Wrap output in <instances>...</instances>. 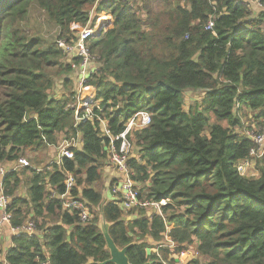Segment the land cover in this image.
Here are the masks:
<instances>
[{
	"label": "trees",
	"instance_id": "1",
	"mask_svg": "<svg viewBox=\"0 0 264 264\" xmlns=\"http://www.w3.org/2000/svg\"><path fill=\"white\" fill-rule=\"evenodd\" d=\"M96 2L0 0V161L15 160L27 149H46L47 142L56 145L60 138L82 137L61 168L39 172L29 166L5 177L13 197L12 226L25 223L29 208L45 225L37 234L13 235L0 264H101L110 258L99 228L102 216L115 243L130 245L132 264H162L149 249L164 239L167 225L178 252L197 248V257L186 264H264V170L259 177L241 173L238 163L249 158L253 143L234 131L240 126L236 104L257 111L264 127L263 20L248 19L243 0H215V5L164 0L168 8H149L146 18L132 3ZM33 5L61 29L60 38L71 33L72 24H89L95 7L113 16L112 28L89 40L98 66L88 78L97 90L95 114L107 120L113 136L137 112L151 114L152 123L133 133L138 156L133 154L129 167L143 198L169 200L163 206L167 220L148 218L144 209L128 218L104 200L99 183L110 139L101 135L98 122L83 121L75 128L71 100L50 95L55 76L71 75L73 69L61 61L64 54L56 44L26 31L23 23L31 20ZM210 17L212 29L207 28ZM189 89L204 91L201 110L183 108ZM67 172L76 177L73 194L92 206L91 224L81 225L77 212L64 210L47 190L49 185L63 193ZM22 174L28 198L16 195ZM163 256L168 259L166 252Z\"/></svg>",
	"mask_w": 264,
	"mask_h": 264
},
{
	"label": "built area",
	"instance_id": "2",
	"mask_svg": "<svg viewBox=\"0 0 264 264\" xmlns=\"http://www.w3.org/2000/svg\"><path fill=\"white\" fill-rule=\"evenodd\" d=\"M103 0H97L98 2ZM126 3H131L133 0H122ZM210 4L215 5V0H206ZM255 4L262 6L261 0H254ZM108 17L112 15L102 12L101 16L97 19L92 26V12H91V25L81 26L79 24H72L73 29L72 37L58 38L56 41L57 47L62 50L64 56L70 60V65L73 69V74L78 81V90L76 92L75 108V128L78 123L83 121H91L93 123L98 122L101 128V135L108 136L110 139V145L108 150V164L112 166L115 171L116 177L109 180V191L112 196L107 197V201L114 202L120 208L124 210V213L135 212V210L146 211V216L152 218L155 215L161 216L164 220L166 216L163 212V206L167 205L169 200L163 199L161 201H152L142 197L141 184L133 177V170L129 167V160L133 157V154L137 155L135 141L133 133L138 130H142L148 127L152 123V116L147 111H139L130 118L125 126V129L120 134L113 136L108 129V122L100 115L95 114V107L99 106L97 103V90L96 87L88 83L92 71L98 67L97 62L93 63L94 56L90 52L89 40L103 31L106 32L113 26V20L109 22ZM103 19H107L104 22ZM215 20L210 17L207 28L212 29L214 27ZM75 29H78L75 31ZM75 31V32H74ZM94 64V66H93ZM236 104L235 107H239ZM99 108V107H98ZM244 108V107H243ZM245 137L250 139L253 143L249 158L246 163L258 162L264 159V130L257 125H252L245 131ZM82 137L79 135H72L71 138L64 137L58 144H49L46 138H43L48 144V148L54 149L56 154L52 162L46 167H36V170L50 171L52 166L57 165L61 168L63 160L66 157L73 156L72 150L78 148L82 141ZM138 156V155H137ZM8 162L0 161V232L3 229H8L12 235L25 233L27 235L37 234L36 224L34 221L28 220L22 226H12V213L10 212L11 198L6 193L4 179L11 172H17L21 168L31 166L23 158ZM240 164L238 163V168ZM240 170V168H239ZM65 191L59 194L53 189L52 194L54 197H58L61 200L64 210L76 211L79 215V222L81 225L86 226L93 222V213L91 210V204L82 196L74 195V189L77 187V181L75 174L67 172L66 179L64 181ZM130 211V212H129ZM138 213V212H137ZM136 213V214H137ZM164 239L160 242H156L152 248L149 249L150 253L156 254V259L162 264H171V261H175V264H186L190 258H196L198 251L196 247L190 246L188 249L178 252V243L169 237V226L166 227ZM168 254V259H165L163 254ZM187 260V261H186Z\"/></svg>",
	"mask_w": 264,
	"mask_h": 264
},
{
	"label": "rangeland",
	"instance_id": "3",
	"mask_svg": "<svg viewBox=\"0 0 264 264\" xmlns=\"http://www.w3.org/2000/svg\"><path fill=\"white\" fill-rule=\"evenodd\" d=\"M163 1L164 0H153L152 3L149 2L150 4H145L146 1H144V0H133L131 3L138 10V13H137L138 16L141 18H146L148 16L147 11L149 8L150 9L152 8L153 11H161V10L167 9L168 5L164 4ZM243 1L247 3V5L249 6V9H250V15L248 16V19H256V20L261 19V20H263L262 21V28L264 29V15H263L264 14V5H263V2L261 3L262 6H258L257 4L253 3L254 0H243ZM181 4H186V3H185V1H181ZM32 7H33V9H32L33 14L30 15L31 20H28L27 22L23 23V26L26 28V31L30 35L38 34V35L42 36L43 39L47 43L56 44L57 39L60 38L59 36L61 34V29L56 24L49 22L47 19V16L43 12V10H40L37 5H33ZM91 12H92L93 18L97 19V23H98V18L101 16L102 12H98L96 7L93 8L91 10ZM103 12L108 13V11L107 12L103 11ZM108 20H110L109 22H111L112 20L114 22L113 16L111 18L108 17ZM108 20L103 19L104 22H107ZM88 25H91V23L87 24L86 26H88ZM110 28H112V25ZM72 30L73 29L71 28V33H67L64 38L72 37V35H73ZM76 30H78V29H75V31ZM61 61L63 63H69L70 64V60L64 55L61 57ZM95 62H96V60L93 61V63H95ZM93 66H94V64H93ZM55 77H56L55 85L52 88V90L49 91L50 95L52 97H56V98H62V96L65 98H69L71 100L70 105L74 107V105L76 103V92L78 90V81L76 79V76L72 73L71 75L70 74L64 75V76L63 75L62 76L57 75ZM64 78L70 79V82L68 84H65ZM61 89L64 91L62 92ZM203 92L204 91L201 92V91L187 90L184 93L183 108L185 110H190L191 108L196 107V108H199V110H201V108H202L201 104H202V100L204 97ZM97 104H99V103H97ZM235 112L237 113L238 118L240 119V126L235 127L234 131L245 136V134H244L245 131L248 128L252 127V125H257V126L261 127L262 124L256 118V116L258 114L257 111L251 110L247 107L243 108L242 105H240L239 107H235ZM214 120H215L214 117H212V122H214ZM223 123L227 124L226 122H223ZM258 123H260L261 125ZM261 128L264 130V127H261ZM62 139L63 138H60L59 142H61ZM46 149L37 150L36 152L32 151L31 149H27V150H25L24 154L21 155L20 157H18L17 159H15V161L18 160L19 158H23L28 164H30L34 168L46 167L52 162V160L56 154V152L53 148L47 149V150ZM261 162H262V166L260 167L259 170H264V161H261ZM26 167H29V166H26ZM24 168H21L17 172H20ZM110 177L111 176H106V172L104 170L103 179L99 183V188L104 195L105 201H106L107 191H109L107 184L110 180ZM251 177H253V175H251ZM254 177H257V176L254 175ZM21 178H22V182L17 189L16 195L28 198L29 196L27 193V187H28L27 177H25L22 174ZM5 189H6V187H5ZM47 190L49 191L50 194H52V191H53L52 188H47ZM141 193H142V189H141ZM10 198H11V203H10V206H11L13 197L10 196ZM26 212H27V214H26L27 217H26L25 221H28V220L34 221L36 224V232L39 233L40 232L39 229H41V227H43V225H45V224H43L45 222V221H43V217L38 216L37 218H35L33 210L30 208L27 209ZM137 212L139 213L138 210H135V212H132V213L134 215H136ZM132 213L130 212V213H125V214L129 218L131 216L129 214H132ZM46 220H49V218H46ZM10 234L11 233L9 232V234H7V235L5 234V236L10 237ZM5 241L6 240L2 236L0 238V258L1 259H2V257H4L3 256V251H4L3 245H4ZM151 244H152V246H154L155 243H151ZM191 246L195 247L194 245H191Z\"/></svg>",
	"mask_w": 264,
	"mask_h": 264
},
{
	"label": "crops",
	"instance_id": "4",
	"mask_svg": "<svg viewBox=\"0 0 264 264\" xmlns=\"http://www.w3.org/2000/svg\"><path fill=\"white\" fill-rule=\"evenodd\" d=\"M61 87V86H60ZM189 90H193V89H189ZM61 91L63 92L64 90H62L61 89ZM194 91H201L202 92V90H194ZM190 92V91H189ZM203 94H205L204 92H203ZM47 149H50V148H47ZM3 162H5V161H3ZM6 162H8V164L10 165L12 162L11 161H6ZM261 162V160L260 161H258V162H250V163H246L245 161H240L239 162V164H240V171H241V173L244 175V176H251V175H256L257 177H259L260 176V167L262 166V162ZM104 170H105V172H106V176H111L110 177V179H112V178H115L116 177V174H115V171H114V169L112 168V166L111 165H109L108 163H107V165L105 166V168H104ZM148 183H150V182H148ZM108 189H109V185H111V183L110 182H108ZM47 188H50V186L49 185H47ZM112 196V193H111V191H107V194H106V199H107V197L108 196ZM25 198V197H24ZM109 198V197H108ZM9 230L8 229H3V231H1L0 232V238L3 236V238L6 240L5 242H4V245H3V249H4V251H3V256L4 257H2V259L0 258V260H5V257H6V253H7V250L10 248V247H12L13 246V241H12V237H13V235L12 234H10V237H6L5 236V234L7 235V234H9ZM42 236L43 235H41L40 237L42 238Z\"/></svg>",
	"mask_w": 264,
	"mask_h": 264
},
{
	"label": "water",
	"instance_id": "5",
	"mask_svg": "<svg viewBox=\"0 0 264 264\" xmlns=\"http://www.w3.org/2000/svg\"><path fill=\"white\" fill-rule=\"evenodd\" d=\"M102 219V220H101ZM99 221V228L103 234L107 248L110 252V258L101 264L114 263V264H132L127 256V251L130 245L120 248L114 241L110 234L111 224L102 216ZM146 264H150L149 262Z\"/></svg>",
	"mask_w": 264,
	"mask_h": 264
}]
</instances>
